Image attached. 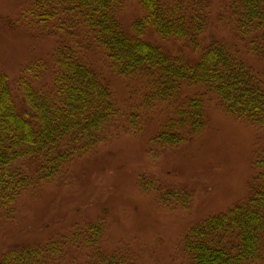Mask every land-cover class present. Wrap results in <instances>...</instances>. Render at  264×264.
<instances>
[{"label":"rangeland","instance_id":"rangeland-1","mask_svg":"<svg viewBox=\"0 0 264 264\" xmlns=\"http://www.w3.org/2000/svg\"><path fill=\"white\" fill-rule=\"evenodd\" d=\"M32 2L0 0V72L8 76L18 108L16 82L23 67L44 64L46 71L35 84L49 87L53 49L64 39L78 45L81 59L110 88L117 113L105 139L52 178L37 180L35 159L21 162L32 182L9 215L0 214V256L11 248L64 239V264H92L97 253L114 254L131 264H190L182 247L189 229L250 193L264 128L226 113L214 94L183 85V101L202 98L205 126L178 144H158L154 136L173 116L172 104L149 99L140 79L117 74L106 51L84 30L69 35L31 23L24 12ZM230 2L211 0L210 22L197 46L162 38L152 27L143 30L142 39L187 62H195L204 46L222 41L250 68L263 72L264 58L237 32ZM117 13L127 33L144 15L139 0H122ZM93 225L100 236L89 247L85 234ZM256 264H264V256Z\"/></svg>","mask_w":264,"mask_h":264},{"label":"trees","instance_id":"trees-1","mask_svg":"<svg viewBox=\"0 0 264 264\" xmlns=\"http://www.w3.org/2000/svg\"><path fill=\"white\" fill-rule=\"evenodd\" d=\"M139 3L144 15L133 22L130 33L117 16L122 0H33L24 14L36 26L51 25L53 32L71 35L84 30L106 51L117 74L140 79L150 91L149 99L172 104L173 116L153 139L160 145L178 144L205 126L202 98L183 101V85L214 94L226 113L264 128V71L250 68L231 46L213 41L195 62H187L142 39L143 30L152 27L162 38L197 46L210 22L211 0ZM228 9L237 32L249 38L250 50L264 58V0H231ZM69 43L63 39L53 49L49 87L35 84L46 71L44 64L36 61L23 67L16 82L20 108L8 76L0 72V214L9 215L31 185L23 160L37 161V180L50 179L102 142L117 113L110 88L81 59L78 45ZM254 165L248 196L227 211L208 216L184 236L182 247L190 264H256L263 259L264 145ZM85 236L94 247L100 229L93 225ZM67 244L60 239L11 248L1 254L0 264H64ZM92 264L131 263L97 253Z\"/></svg>","mask_w":264,"mask_h":264}]
</instances>
